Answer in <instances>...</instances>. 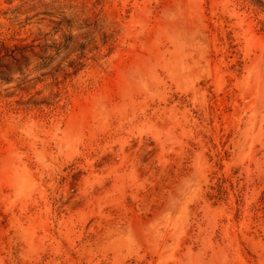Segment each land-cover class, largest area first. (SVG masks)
<instances>
[{"label": "rangeland", "instance_id": "rangeland-1", "mask_svg": "<svg viewBox=\"0 0 264 264\" xmlns=\"http://www.w3.org/2000/svg\"><path fill=\"white\" fill-rule=\"evenodd\" d=\"M3 41L0 264H264V0H0Z\"/></svg>", "mask_w": 264, "mask_h": 264}, {"label": "trees", "instance_id": "trees-1", "mask_svg": "<svg viewBox=\"0 0 264 264\" xmlns=\"http://www.w3.org/2000/svg\"><path fill=\"white\" fill-rule=\"evenodd\" d=\"M21 46L18 44H14L13 46L7 45L4 41L1 42L0 48V79H5V76L9 72H13L15 69L12 67L11 62L4 63L3 60L7 57H10L13 60H18L19 57L17 55V51L20 49ZM20 68V67H17ZM22 70V69H19Z\"/></svg>", "mask_w": 264, "mask_h": 264}]
</instances>
